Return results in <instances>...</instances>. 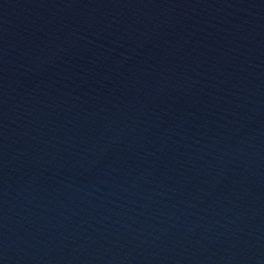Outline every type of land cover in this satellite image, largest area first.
<instances>
[{"label":"water","instance_id":"1","mask_svg":"<svg viewBox=\"0 0 264 264\" xmlns=\"http://www.w3.org/2000/svg\"><path fill=\"white\" fill-rule=\"evenodd\" d=\"M0 264H264V0H0Z\"/></svg>","mask_w":264,"mask_h":264}]
</instances>
